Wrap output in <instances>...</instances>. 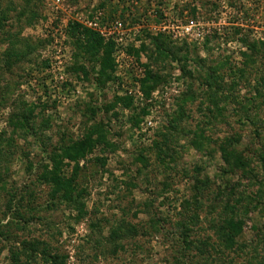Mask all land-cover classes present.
<instances>
[{
	"label": "rangeland",
	"instance_id": "374dc122",
	"mask_svg": "<svg viewBox=\"0 0 264 264\" xmlns=\"http://www.w3.org/2000/svg\"><path fill=\"white\" fill-rule=\"evenodd\" d=\"M0 264H264V0H0Z\"/></svg>",
	"mask_w": 264,
	"mask_h": 264
},
{
	"label": "trees",
	"instance_id": "16d2710c",
	"mask_svg": "<svg viewBox=\"0 0 264 264\" xmlns=\"http://www.w3.org/2000/svg\"><path fill=\"white\" fill-rule=\"evenodd\" d=\"M83 36L85 37V40L89 43L90 42L95 43L96 45H98L100 43V40L96 37V35L89 32V31H83ZM85 49H87V48H85ZM84 51L86 53V50H84ZM101 65H102V60H101ZM105 67L106 66H103V68H105ZM92 135H96V134L93 132ZM77 146L79 147L80 152L76 151L75 153H71V154L67 153V154H65V159L74 162L76 159H79L82 155L85 154V151L83 150V148H85V147L83 146V144H79ZM82 150H83V152H82ZM64 166L69 167L70 164H66ZM68 181L69 180H67L63 177V174H62V176L61 175L58 176V174H55L53 176L52 183H53V185H55V187L60 188L61 186H63L62 184L67 186ZM63 187L65 188V186H63ZM242 227H243V223L241 221H234V219H229L228 221H226L225 224H223V227L221 226V229L219 231L220 241H221L222 246L225 249H232L237 245L236 239L241 235ZM186 236L187 235L184 234V236L182 238L183 242L185 244L187 243L186 242L187 241Z\"/></svg>",
	"mask_w": 264,
	"mask_h": 264
},
{
	"label": "built area",
	"instance_id": "2783aa9c",
	"mask_svg": "<svg viewBox=\"0 0 264 264\" xmlns=\"http://www.w3.org/2000/svg\"><path fill=\"white\" fill-rule=\"evenodd\" d=\"M90 26L92 25V24H89ZM94 27L96 26V25H93ZM121 37H122V35H121ZM122 40V38H119V41H121Z\"/></svg>",
	"mask_w": 264,
	"mask_h": 264
}]
</instances>
